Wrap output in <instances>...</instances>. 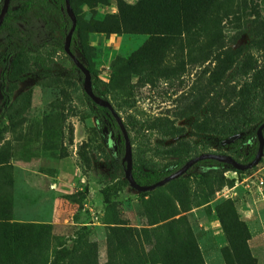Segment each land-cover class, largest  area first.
Masks as SVG:
<instances>
[{
  "label": "rangeland",
  "instance_id": "374dc122",
  "mask_svg": "<svg viewBox=\"0 0 264 264\" xmlns=\"http://www.w3.org/2000/svg\"><path fill=\"white\" fill-rule=\"evenodd\" d=\"M86 1L76 6L85 63L114 96L135 103L122 121L160 119L178 133L144 132L142 146L175 150L200 140L226 151L244 139L248 147V133H195L247 110L264 68V0ZM172 5L182 10L177 17ZM91 22L106 32L122 28L109 64L86 38ZM3 52L0 40V87ZM10 73L6 106L0 90V264H264V196L255 185L264 154L241 173L193 172L140 193L118 168L113 133L103 125L98 132L88 116L64 53L44 47ZM65 157L78 185L60 198L51 186ZM15 223L33 228L9 245L5 229Z\"/></svg>",
  "mask_w": 264,
  "mask_h": 264
},
{
  "label": "trees",
  "instance_id": "16d2710c",
  "mask_svg": "<svg viewBox=\"0 0 264 264\" xmlns=\"http://www.w3.org/2000/svg\"><path fill=\"white\" fill-rule=\"evenodd\" d=\"M69 2L77 21L75 31L71 38L70 51L90 71L93 93L96 96L109 101L119 116L122 111L124 113L130 111L135 106V103L114 96L108 85L92 73L88 65L85 63V60L87 59L85 53L87 42L86 45H84L80 38V22L77 19L78 13L76 11V6L80 4L88 5L87 1L69 0ZM172 7L175 9V17H177L178 13H181L182 10L175 5H172ZM160 21L161 20L156 21L157 26ZM129 22L130 20L127 19L121 20L123 25H127ZM175 22L177 24H173V27L179 29L181 20L178 22L175 19ZM102 25L103 24L97 22H91L85 30L86 38L91 34L118 35L122 31V28L118 27L116 28V31L106 32L105 29L101 28ZM69 29L70 20L65 12L64 0L10 1L7 13L0 27V40L4 49L2 55L3 70L1 74L0 90L4 96L5 106L11 98L10 90L8 89L9 79L11 77L10 66L12 69L20 63H29L31 59L38 56L41 49L47 46L54 48L58 52L64 53L63 41ZM164 34L165 33H162V36ZM151 35L156 37L159 36L156 32L150 33V36ZM67 59L70 60L68 57ZM72 68L74 70L75 78L82 82L81 73L73 64ZM259 81L260 83L252 89V99L249 101L246 111H242L235 116L215 122V127L210 128L208 131L200 129L195 133L198 138L205 135H212L219 139H228L240 134L248 133V136L251 139L248 147H245L246 141H244V139H239L236 140L226 151L221 149L214 151L210 144L199 140L198 142H194L188 148L183 146L182 148H177L175 150H163L155 146L148 150L144 145L142 146V133L146 132L149 135H152L153 132H155L161 137L169 134L174 137L178 135V133L174 131L171 133V130L165 127L160 119L148 120L142 118L140 121L132 122L127 118V122H123V124L127 130L130 144L132 145L136 142L138 144H135V151H137V153L132 157V176L135 182L141 186L154 184L180 168L187 160L202 153L226 154L232 156L237 161L244 157L243 160H245V162H250L253 159L258 146L255 134L256 130L264 121V68L259 72ZM83 96L90 107L88 116L96 120V123L98 124V132H101V126L103 125L105 128L109 129L116 138L118 146L117 165L123 174L121 160L124 155V145L120 130L115 120L107 109L94 105L84 93ZM138 124L139 126L136 128ZM253 125L254 128H252ZM130 128L134 129L131 130L133 131L134 138L130 135ZM158 129L161 130L158 131ZM148 153L150 154L148 160L146 162L140 161L141 155H146ZM169 159L171 160L167 162ZM171 166L173 167L172 169L170 168ZM218 169L241 173L240 171L232 169L228 165L213 160H204L196 163L184 175H189L193 172L201 174ZM31 228L33 227L29 225H16V223L11 226L7 225L5 235L11 239L8 241V244L10 245L13 243V234L17 235V231L29 232L32 230ZM36 229L40 230L39 227Z\"/></svg>",
  "mask_w": 264,
  "mask_h": 264
},
{
  "label": "water",
  "instance_id": "95a60500",
  "mask_svg": "<svg viewBox=\"0 0 264 264\" xmlns=\"http://www.w3.org/2000/svg\"><path fill=\"white\" fill-rule=\"evenodd\" d=\"M11 0H3L2 6L0 9V27L2 25V22L4 20V17L7 13L9 4ZM65 5V12L67 17L70 20V29L68 30L64 41H63V51L64 54L71 60L72 64L75 66V68L81 73L82 75V90L84 94L92 101V103L98 107L105 108L109 111L112 118L115 120L122 139H123V145H124V155L121 160V164L123 166V174L124 179L132 188L134 191L145 193V192H151L159 187L164 186L165 184L176 180L183 176L190 168H192L196 163L204 160H213L218 163H222L225 165L230 166L232 169L236 171H247L254 167H256L264 154V136H263V129H264V121L258 126L256 130V138H257V150L253 157V159L250 162L247 163H241L240 161L235 160L232 156L226 155V154H217V153H202L199 154L189 160H187L180 168L169 174L168 176H165L158 182L148 185V186H141L135 182L132 176V149L131 144L129 140V136L127 133V130L123 124V121L121 117L115 112L112 105L109 101L104 100L103 98L96 96L93 93L92 89V83H91V74L90 71L71 53L70 51V43L72 35L76 28V16L71 8L69 0H64Z\"/></svg>",
  "mask_w": 264,
  "mask_h": 264
},
{
  "label": "crops",
  "instance_id": "0c3cea01",
  "mask_svg": "<svg viewBox=\"0 0 264 264\" xmlns=\"http://www.w3.org/2000/svg\"><path fill=\"white\" fill-rule=\"evenodd\" d=\"M120 38L118 35L91 34L88 36V42L92 46L101 47L103 49L102 63L103 65L111 63L116 56L117 43ZM58 174L55 182L51 186L54 194L57 197H65L72 195L76 190L78 171L74 166L71 157H65L60 160L58 165ZM220 228V226L218 225ZM221 231V230H220ZM221 233V232H220ZM222 233L219 234V240L222 238ZM221 236V237H220ZM224 245L225 241H220Z\"/></svg>",
  "mask_w": 264,
  "mask_h": 264
},
{
  "label": "built area",
  "instance_id": "2783aa9c",
  "mask_svg": "<svg viewBox=\"0 0 264 264\" xmlns=\"http://www.w3.org/2000/svg\"><path fill=\"white\" fill-rule=\"evenodd\" d=\"M235 173V172H234ZM258 192L264 196V178H257L255 183Z\"/></svg>",
  "mask_w": 264,
  "mask_h": 264
},
{
  "label": "flooded vegetation",
  "instance_id": "af4514ba",
  "mask_svg": "<svg viewBox=\"0 0 264 264\" xmlns=\"http://www.w3.org/2000/svg\"><path fill=\"white\" fill-rule=\"evenodd\" d=\"M2 2H3V0H2ZM1 6H2V3H1ZM2 74V73H1ZM2 94V93H1ZM4 97V96H3Z\"/></svg>",
  "mask_w": 264,
  "mask_h": 264
}]
</instances>
